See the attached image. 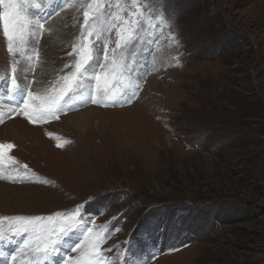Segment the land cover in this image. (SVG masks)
Wrapping results in <instances>:
<instances>
[{"label":"rangeland","instance_id":"1","mask_svg":"<svg viewBox=\"0 0 264 264\" xmlns=\"http://www.w3.org/2000/svg\"><path fill=\"white\" fill-rule=\"evenodd\" d=\"M19 2L24 43L14 54L0 26V144L15 145L3 159L16 161L0 165V217H52L28 235L34 245L40 234L58 238L50 252L61 262L96 244L101 264H264V0H104L106 25L139 19L131 70L108 95L84 79L76 110L39 123L13 111L26 92L9 99L12 69L35 96L58 91L94 0ZM115 33L93 37L101 62ZM128 83L140 85L131 103Z\"/></svg>","mask_w":264,"mask_h":264},{"label":"snow or ice","instance_id":"2","mask_svg":"<svg viewBox=\"0 0 264 264\" xmlns=\"http://www.w3.org/2000/svg\"><path fill=\"white\" fill-rule=\"evenodd\" d=\"M68 3V0H65V4ZM0 7L3 8V11L0 12V26H2L3 35L8 41L7 50L10 54H14L17 50L16 45L23 44V25L21 23V5L19 0H0ZM107 5L104 3V0H94L93 4H89L87 10L83 13V24L81 25V35H80V45L79 47L73 46V52H78V60L75 64V71L70 75L63 77L64 84L59 88L58 91H54V94H51L45 98L33 95L31 89L32 81L28 80L25 76L27 83L18 84L17 82V68H13V76L11 79V84L8 88L9 99H12V94L19 91L25 93L26 95L22 96V100L19 104L15 106L13 111L19 115L23 116L28 120L29 123H39L42 120H45L47 117H58L59 114L66 111L76 110V105L73 103L75 92L81 86L84 79L94 78L96 84V90H102L105 95H108L115 82L119 81L124 83L123 77L124 73L130 71V65L127 62L125 53L134 46V43L138 39L137 26L139 23L138 18L134 19H125L122 21L121 25H111L105 23V8ZM140 9L137 6V12ZM130 16L136 17V13H129ZM117 20L120 19L119 15L115 17ZM45 20H40L37 22L40 29L44 28ZM116 28V46L109 54V49L107 42L104 44L103 50V62L100 61L99 56H94L93 52L95 47L93 45V37L100 38L103 31H107L108 28ZM72 53H69L71 55ZM89 65H95L99 71H94L89 73ZM67 67V65L65 66ZM23 71V70H22ZM27 71H30L28 69ZM126 87L131 89V94L128 96L127 103H131L132 100L138 95L140 85L128 83ZM109 99L112 104L119 102V98L112 93L109 96ZM41 100L40 104H36L35 101ZM92 103H98L95 95L91 97ZM67 104L68 107L65 108L64 105ZM101 106L107 107L108 104H101ZM15 145L12 143L0 144V165L3 164H15L16 161L14 158L9 157L7 160L3 159L5 154L11 152L14 149ZM57 147H63L61 144H57ZM27 169V165H22ZM44 183H47L46 181ZM52 217H0V225L5 221L10 222V232L6 235L2 228H0V242L5 240L8 237L21 236L26 237L23 240L21 251L29 250L36 253H44L45 255L49 254L50 246L51 251H55L54 246L58 243V238H54L51 234L45 236L43 234L39 235V243L36 247L31 248V243L33 237L28 235L33 229L29 228V225H35L36 222L42 220L51 221ZM19 225V226H16ZM70 227V225H69ZM49 233L55 232V229L48 230ZM67 231V228L61 229V232ZM98 243V241H97ZM43 244V247L40 245ZM96 244H93L92 250L87 254V258H81L79 260H62L61 264H101L99 255L95 252ZM80 248V244L74 246L71 251H76ZM15 260V257H13Z\"/></svg>","mask_w":264,"mask_h":264},{"label":"bare ground","instance_id":"3","mask_svg":"<svg viewBox=\"0 0 264 264\" xmlns=\"http://www.w3.org/2000/svg\"><path fill=\"white\" fill-rule=\"evenodd\" d=\"M111 113V112H110ZM121 118V117H120ZM77 120L75 121V126L76 127H83V125L85 124V122H86V120H89L90 121V119H93V115H92V113H90V112H88V113H85V114H83V115H80V116H78L77 118H76ZM99 122V121H98ZM87 125V124H86ZM97 125V124H96ZM99 125V124H98ZM85 128V127H84ZM89 129V128H88ZM59 159V157H58V154H55L54 155V158H52V159H49V160H51L52 162H54L56 165H58L59 163H60V161L58 160ZM48 160V161H49Z\"/></svg>","mask_w":264,"mask_h":264},{"label":"clouds","instance_id":"4","mask_svg":"<svg viewBox=\"0 0 264 264\" xmlns=\"http://www.w3.org/2000/svg\"><path fill=\"white\" fill-rule=\"evenodd\" d=\"M88 218H89V216H88ZM89 221H90V218H89Z\"/></svg>","mask_w":264,"mask_h":264}]
</instances>
